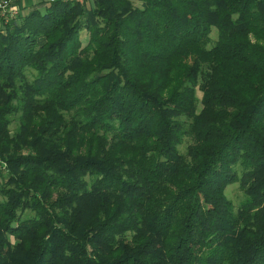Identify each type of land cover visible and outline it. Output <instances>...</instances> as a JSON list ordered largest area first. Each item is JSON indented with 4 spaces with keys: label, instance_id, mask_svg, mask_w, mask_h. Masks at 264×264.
I'll return each instance as SVG.
<instances>
[{
    "label": "trees",
    "instance_id": "trees-1",
    "mask_svg": "<svg viewBox=\"0 0 264 264\" xmlns=\"http://www.w3.org/2000/svg\"><path fill=\"white\" fill-rule=\"evenodd\" d=\"M88 2L1 17L0 264H264V0Z\"/></svg>",
    "mask_w": 264,
    "mask_h": 264
},
{
    "label": "rangeland",
    "instance_id": "rangeland-1",
    "mask_svg": "<svg viewBox=\"0 0 264 264\" xmlns=\"http://www.w3.org/2000/svg\"><path fill=\"white\" fill-rule=\"evenodd\" d=\"M22 1H24V0H22ZM38 1H40V0H33V2H32L31 5L26 6V7L24 6L23 9L25 10V13H26L28 10H30L32 6H34V7H35V6H38V7L43 6V5H37V4H39ZM91 1H92V0H89L88 4L91 3ZM19 3H20V2H19ZM20 5H21V4H20ZM21 6H22V5H21ZM34 7H32V8H34ZM41 8H43V7H41ZM0 25H1V17H0ZM85 36H86V35H84V33H83V36H82V37L84 38ZM214 37H216V31L214 32ZM11 126H12L13 130L19 128V123H18V120H17L16 118H14V122L12 123ZM188 143H189V142H188ZM188 143H185V144H183V145L180 146V148H181V150H182L183 152L186 151V147H187V144H188ZM226 194H227L228 198L231 199V200L233 201V203H234V205H235L236 207L240 204V202H241V201L244 199V197H245L244 192L242 191V188H241L239 182H235V183L230 184V185L226 188Z\"/></svg>",
    "mask_w": 264,
    "mask_h": 264
},
{
    "label": "built area",
    "instance_id": "built-area-1",
    "mask_svg": "<svg viewBox=\"0 0 264 264\" xmlns=\"http://www.w3.org/2000/svg\"><path fill=\"white\" fill-rule=\"evenodd\" d=\"M20 0H0V17L5 21L11 20L20 14H25V10L19 3ZM55 0H40L38 5H46V3L53 2ZM74 1L77 3H83L85 0H63Z\"/></svg>",
    "mask_w": 264,
    "mask_h": 264
},
{
    "label": "crops",
    "instance_id": "crops-1",
    "mask_svg": "<svg viewBox=\"0 0 264 264\" xmlns=\"http://www.w3.org/2000/svg\"><path fill=\"white\" fill-rule=\"evenodd\" d=\"M19 2L22 5V7L24 8V6L26 7V6H29L30 4H32L33 0H24V1L20 0Z\"/></svg>",
    "mask_w": 264,
    "mask_h": 264
}]
</instances>
